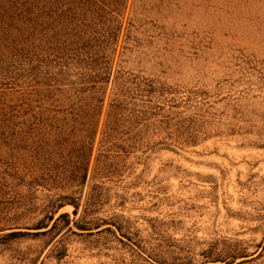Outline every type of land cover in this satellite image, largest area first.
Listing matches in <instances>:
<instances>
[{"label":"rangeland","instance_id":"obj_1","mask_svg":"<svg viewBox=\"0 0 264 264\" xmlns=\"http://www.w3.org/2000/svg\"><path fill=\"white\" fill-rule=\"evenodd\" d=\"M137 3L123 67L181 89L159 117L192 118L212 136L181 145L157 123L103 179V203L78 215L45 208L60 190L0 206V264H264V0ZM191 90L201 94L187 101ZM62 213L69 226L34 229Z\"/></svg>","mask_w":264,"mask_h":264},{"label":"trees","instance_id":"obj_2","mask_svg":"<svg viewBox=\"0 0 264 264\" xmlns=\"http://www.w3.org/2000/svg\"><path fill=\"white\" fill-rule=\"evenodd\" d=\"M137 2L0 0V206H29L35 192L60 190L67 193L45 208L56 213L73 205L78 215L82 206L86 212L103 203V179L120 174L116 160L157 123L180 133L181 145L212 136L192 118L159 117L166 104H181V89L123 67ZM54 214L34 229L51 233L62 220L71 224L68 213Z\"/></svg>","mask_w":264,"mask_h":264}]
</instances>
